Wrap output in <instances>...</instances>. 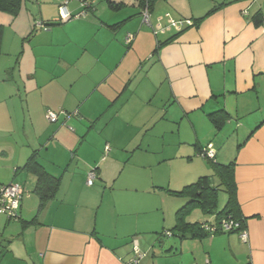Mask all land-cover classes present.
Segmentation results:
<instances>
[{"label":"crops","instance_id":"0c3cea01","mask_svg":"<svg viewBox=\"0 0 264 264\" xmlns=\"http://www.w3.org/2000/svg\"><path fill=\"white\" fill-rule=\"evenodd\" d=\"M230 1L155 0L149 23L138 0H23L16 17L0 12V184L25 190L18 216L0 215L4 258L128 264L135 241L138 264H264V0ZM109 2L122 5L114 10ZM61 6L78 18L59 21ZM170 21L182 22L181 31ZM48 22L56 25H37ZM217 111L225 116L220 129L208 117ZM48 112L57 113L56 123ZM95 129L110 135L95 162L86 161L79 149ZM209 145L217 164H235L246 243L237 233L166 235L187 202L169 192L204 176L219 184L200 156ZM122 153L131 161L118 173ZM31 157L60 179L43 204L37 177L25 168ZM174 160L181 172L172 171ZM160 164L169 175L157 182L153 174L127 177L129 169ZM220 191L215 211L227 201ZM151 213L158 215L140 218ZM188 213V224L218 223L200 208Z\"/></svg>","mask_w":264,"mask_h":264},{"label":"trees","instance_id":"16d2710c","mask_svg":"<svg viewBox=\"0 0 264 264\" xmlns=\"http://www.w3.org/2000/svg\"><path fill=\"white\" fill-rule=\"evenodd\" d=\"M23 0H0V12L10 14L13 17H16L18 12L20 11V7ZM155 0H138L139 5L142 9L145 7L150 11L151 6ZM235 0L230 1L229 3L234 2ZM229 3L222 4V6L227 5ZM122 3H113L109 2L110 8L117 10L120 8ZM213 11V10H212ZM211 13V11L209 12ZM208 13V14H209ZM206 16V15H205ZM73 17V16H71ZM199 19L198 21L202 20ZM60 21V20H59ZM197 21V22H198ZM46 28L48 26L56 25L55 22H48L46 24L42 23ZM3 36V26L0 25V52H1V43ZM212 122V124L220 129L221 125L225 119L223 116V111H217L208 116ZM201 153V151H200ZM210 164L214 170V175L217 176L219 180L218 185H214L212 181V177L204 176L200 177L195 183L184 187L180 191L169 192L171 195L176 197H181L187 199L186 204L181 207L176 212V221L175 226L168 233H172L173 231H180V233L185 234V232H190L195 230L196 233L192 235V237H202L205 235H210L207 232H204L201 229L202 224H188L185 221V217L190 209L200 208L206 214H216L217 221L219 224L221 220L230 219L233 222L237 223L240 228L245 227V219L240 213L239 205L236 200L235 195V183L233 179L234 172V162H230L226 165L217 164L216 161H210ZM28 171L33 173L37 177V182L34 187V192L39 196L40 203L43 204L47 200L54 197L58 187L60 179L54 176H51L44 169L36 163L34 157H31L26 164ZM1 185V184H0ZM9 185V184H8ZM222 189L227 195V201L225 203L224 208L221 211L216 210V197L218 192ZM21 202V201H20ZM189 214V213H188ZM6 217V216H5ZM32 223V222H29ZM239 228V229H240ZM238 230H233L230 233H236Z\"/></svg>","mask_w":264,"mask_h":264},{"label":"built area","instance_id":"2783aa9c","mask_svg":"<svg viewBox=\"0 0 264 264\" xmlns=\"http://www.w3.org/2000/svg\"><path fill=\"white\" fill-rule=\"evenodd\" d=\"M143 20L144 23H149V10L147 7L143 9ZM72 18H78V16L71 17L69 14L66 6H61L59 8V20H68ZM188 25L191 23L186 21ZM38 27L41 29L46 30L47 28L44 27L41 23L37 24ZM170 26L178 31H181L183 27V23L179 22L176 23L174 21H170ZM262 27L264 29V16L262 19ZM132 35H127L125 38L126 44L129 45L132 42ZM57 113L48 112L47 119L50 123H56L57 121ZM109 148L106 147V151ZM200 156L207 159L208 161H214L215 159V152L212 147L209 145L205 149L201 150ZM96 179V172L94 170L90 171L87 175L86 185L91 187L93 185L94 180ZM25 194V190L22 186L18 184H9V185H0V215L6 216L8 219H15L17 215V211L19 209L20 201L22 200ZM233 222L230 219L221 220L217 225H209V224H202L201 229L204 232L209 233L210 235L215 233H228L232 232L233 230H238L236 233L239 236V239L246 243L248 241V232L246 227H241ZM167 236H170V233H166ZM142 254L138 249L137 243L133 241L132 244V256L129 260L128 264H138L140 259L142 258Z\"/></svg>","mask_w":264,"mask_h":264},{"label":"rangeland","instance_id":"374dc122","mask_svg":"<svg viewBox=\"0 0 264 264\" xmlns=\"http://www.w3.org/2000/svg\"><path fill=\"white\" fill-rule=\"evenodd\" d=\"M24 3H25V0L23 2V5H24ZM97 5H98V3L96 4V6ZM47 9H48V11H51V8L47 7ZM47 9H45V10H47ZM69 9H70V7H69ZM37 14H38V12L36 11L33 15H37ZM21 15H22L21 19H23V21L21 22V25H24V23H26L28 13L22 12ZM67 127H69V126H67ZM70 128L72 129V127H70ZM115 130H116V127L115 128L111 127V132H114ZM96 131L98 132V130L95 129V131L92 130L91 132H89V134H86L85 139H84V144L79 149L78 154H80V157L86 161H92L94 159V157H95L94 154L96 152L97 147L99 146V144H101V142L103 141V139H105V137H109V135H110L109 133L104 132L102 135H105V136H102L99 132L97 133ZM84 135H85V133H84ZM174 144H175V142H174ZM171 154H174V152H172ZM100 158H101V155H100L98 160H100ZM117 160L120 163V165H118V166H120V168H118V173H119V172H122L121 169L123 168V166H127L129 164V161H131V158L128 154L122 153L117 157ZM94 162H95V159H94ZM177 162H178L177 160H174L173 162H171V165H172L171 167H172L173 172L174 171L181 172L180 170H183L182 168L175 165V163H177ZM204 162L206 165L205 167H207V166L209 167V165L207 164V161H204ZM199 165L200 164L197 161L194 162V168H200ZM166 166H168V165L160 164V165H156L152 169H138L137 167L132 168V169L128 170L130 172V174H128L127 177H131V179H139L142 175L147 176V174H153L155 176V181L156 180L158 181L160 176L163 173H165L166 176L168 177L169 172H168ZM168 167H170V166H168ZM132 170H133V172H132ZM145 170H146V172H145ZM124 172H125V174H127L126 170ZM112 174L114 175V170H113ZM118 181H121V178H119ZM218 196H219V200L225 198V194L222 193L221 191L219 192ZM160 212H161V210H160ZM155 215L157 216L158 214L151 213V214L146 215V216L141 215L140 218L144 219V220L150 219V218L152 219L155 217ZM1 221H5V218L3 216H0V222ZM1 229H2V227L0 226V234H1ZM4 238H6V234L4 237L0 236V264H14L9 257L4 258L6 255L5 249L3 248V247H6V244H5L6 241L4 240Z\"/></svg>","mask_w":264,"mask_h":264}]
</instances>
